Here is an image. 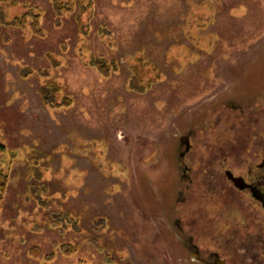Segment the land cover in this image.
Masks as SVG:
<instances>
[{"label": "rangeland", "instance_id": "rangeland-1", "mask_svg": "<svg viewBox=\"0 0 264 264\" xmlns=\"http://www.w3.org/2000/svg\"><path fill=\"white\" fill-rule=\"evenodd\" d=\"M74 1L56 24L0 0V264H196L161 217L166 148L244 77L264 0Z\"/></svg>", "mask_w": 264, "mask_h": 264}, {"label": "flooded vegetation", "instance_id": "flooded-vegetation-1", "mask_svg": "<svg viewBox=\"0 0 264 264\" xmlns=\"http://www.w3.org/2000/svg\"><path fill=\"white\" fill-rule=\"evenodd\" d=\"M254 58L179 121L166 148L161 217L196 264H264V44Z\"/></svg>", "mask_w": 264, "mask_h": 264}, {"label": "trees", "instance_id": "trees-1", "mask_svg": "<svg viewBox=\"0 0 264 264\" xmlns=\"http://www.w3.org/2000/svg\"><path fill=\"white\" fill-rule=\"evenodd\" d=\"M52 5L54 8V11L57 15V21L56 24H60L59 18L64 15L65 12H72L75 9V1L74 0H52ZM30 15V14H29ZM29 15L25 14L21 19H18L19 24H24L25 21L29 20ZM36 17L32 21L33 29L35 31H41L40 27L38 24L40 23V15L39 14H34ZM0 131H1V126H0ZM6 146L5 144L0 141V153L5 151ZM8 183V173L6 171H3V168L0 167V200L3 197V193L6 189ZM66 246V245H63Z\"/></svg>", "mask_w": 264, "mask_h": 264}]
</instances>
